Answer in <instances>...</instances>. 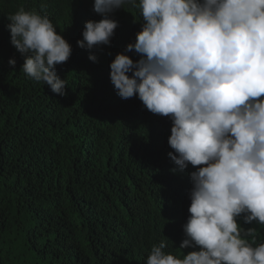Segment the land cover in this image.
Segmentation results:
<instances>
[{"label": "trees", "instance_id": "trees-1", "mask_svg": "<svg viewBox=\"0 0 264 264\" xmlns=\"http://www.w3.org/2000/svg\"><path fill=\"white\" fill-rule=\"evenodd\" d=\"M93 3L0 0V264H146L166 238L177 258L193 250L179 245L195 169L170 171L171 120L119 97L109 76L142 17L131 5L112 13L119 26L110 46L91 50L93 62L77 46L85 22L101 19ZM21 7L46 13L72 46L56 68L64 96L23 71L7 28ZM238 223L255 229L253 246L264 243V224Z\"/></svg>", "mask_w": 264, "mask_h": 264}, {"label": "clouds", "instance_id": "clouds-1", "mask_svg": "<svg viewBox=\"0 0 264 264\" xmlns=\"http://www.w3.org/2000/svg\"><path fill=\"white\" fill-rule=\"evenodd\" d=\"M127 5L139 10L141 30L111 61V83L171 120L170 171L195 169L179 245L193 250L177 258L164 251L166 238L146 264H264V243L253 246L255 229L238 223L264 224V0H94L101 19L86 21L77 40L90 61L91 50L110 46L119 26L111 14ZM7 19L24 73L66 95L56 68L71 44L46 13L21 7Z\"/></svg>", "mask_w": 264, "mask_h": 264}]
</instances>
